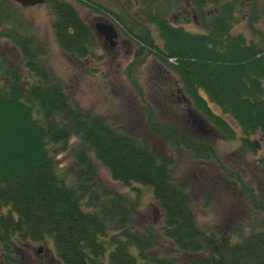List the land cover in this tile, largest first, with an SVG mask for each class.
<instances>
[{
  "label": "trees",
  "instance_id": "obj_1",
  "mask_svg": "<svg viewBox=\"0 0 264 264\" xmlns=\"http://www.w3.org/2000/svg\"><path fill=\"white\" fill-rule=\"evenodd\" d=\"M72 1L105 11L94 2ZM142 1L139 23L116 13L110 18L180 84L196 116L226 138L241 131L244 144L254 148L249 137H264V40L233 35L239 4L219 5L210 17L206 0H187L203 30L191 34L167 20L174 0ZM73 3L47 1L57 44L72 59H94L97 35ZM250 6L249 28L257 36L264 2ZM22 11L0 0V40L20 52L26 73L0 57V81H9L0 84V264H28L26 250L50 239L55 264H264V218L249 230L200 228L190 193L172 175L173 159L160 158L139 138L75 105L45 64L47 52L34 43ZM72 139L79 143L69 181L57 157ZM100 164L124 186L151 188L161 225L140 226L139 195L103 186ZM162 240L174 253L159 250Z\"/></svg>",
  "mask_w": 264,
  "mask_h": 264
},
{
  "label": "rangeland",
  "instance_id": "obj_2",
  "mask_svg": "<svg viewBox=\"0 0 264 264\" xmlns=\"http://www.w3.org/2000/svg\"><path fill=\"white\" fill-rule=\"evenodd\" d=\"M70 1V0H67ZM103 7L105 14L95 13L87 7H77L82 19L96 31L100 25H115L112 13L126 16L139 23L138 12L142 0H84ZM168 8L167 20L174 27L184 28L191 34H203L196 14L187 6V0H174ZM180 2L179 11L175 9ZM196 0H194L195 2ZM192 2V0H189ZM205 13L213 17L219 5L229 2L239 4L233 35H243L248 40H264V20L257 25L260 35L249 28L250 4L264 0H206ZM189 5V4H188ZM186 6V8H185ZM243 6V8H241ZM163 12L164 8L155 10ZM21 17L32 31L34 43L46 50L45 64L53 76L64 85L70 99L79 108L97 116L108 124L139 138L160 158L170 157L174 166L172 175L192 197L197 224L205 230H246L258 226L264 218V137H249L254 148L244 144V135L238 131L230 139L209 127L196 116L184 98L180 84L163 73L162 66L148 52H140L122 37L117 49H105L102 41L94 51V59L78 61L64 55L53 31L54 18L46 7L21 12ZM116 23V22H115ZM154 37L163 47L158 31L151 28ZM146 52V53H145ZM0 57L7 66L20 69V52L0 40ZM133 67V72L128 71ZM131 75V76H129ZM9 81H0L8 84ZM217 114L221 112L214 108ZM192 111V112H191ZM168 128V131L166 129ZM72 139L69 150L57 157L63 177L71 181L75 168L73 149L78 145ZM201 145L203 150H197ZM209 147L213 152H210ZM98 176L103 186L141 202L138 224L161 225L162 217L149 187L133 184L124 186L112 179L110 172L98 165ZM159 250L174 253L169 243L161 241ZM53 240L34 244L26 250L28 264H55ZM184 259V258H183Z\"/></svg>",
  "mask_w": 264,
  "mask_h": 264
},
{
  "label": "water",
  "instance_id": "obj_3",
  "mask_svg": "<svg viewBox=\"0 0 264 264\" xmlns=\"http://www.w3.org/2000/svg\"><path fill=\"white\" fill-rule=\"evenodd\" d=\"M17 5L22 10H29L34 8L43 7L47 4L48 0H8ZM97 32L110 43L113 47L116 45L114 41L118 39L115 29L112 26L100 25L96 28Z\"/></svg>",
  "mask_w": 264,
  "mask_h": 264
},
{
  "label": "flooded vegetation",
  "instance_id": "obj_4",
  "mask_svg": "<svg viewBox=\"0 0 264 264\" xmlns=\"http://www.w3.org/2000/svg\"><path fill=\"white\" fill-rule=\"evenodd\" d=\"M113 23L115 24L113 26L115 27V30H116L117 35H118V39L116 40V44H115L116 46L115 47L111 46V44L106 41V38H104L101 35L97 34L98 39H99V41H102L104 48L105 49H110V50L117 49L119 47V41H120V39L125 36V38L127 39V41H129L132 44V46L135 48V50H137L138 49L137 44L134 43L130 38H128L126 36V33H125L124 29H123V26H120L119 24H116L115 22H113ZM194 114L197 115L195 112H194Z\"/></svg>",
  "mask_w": 264,
  "mask_h": 264
}]
</instances>
